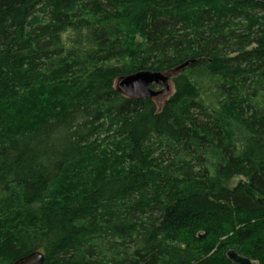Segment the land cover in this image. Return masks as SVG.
I'll return each instance as SVG.
<instances>
[{
	"label": "trees",
	"instance_id": "trees-1",
	"mask_svg": "<svg viewBox=\"0 0 264 264\" xmlns=\"http://www.w3.org/2000/svg\"><path fill=\"white\" fill-rule=\"evenodd\" d=\"M263 98L264 0H0V264H264Z\"/></svg>",
	"mask_w": 264,
	"mask_h": 264
},
{
	"label": "water",
	"instance_id": "water-1",
	"mask_svg": "<svg viewBox=\"0 0 264 264\" xmlns=\"http://www.w3.org/2000/svg\"><path fill=\"white\" fill-rule=\"evenodd\" d=\"M188 66V63L178 70ZM160 87V90H155ZM118 90L131 99H155L169 95L172 89L171 75L154 71H141L121 78L117 83ZM227 259L232 264H257L253 259L241 255L236 250H229ZM13 264H45V255L40 251L32 252Z\"/></svg>",
	"mask_w": 264,
	"mask_h": 264
},
{
	"label": "rangeland",
	"instance_id": "rangeland-1",
	"mask_svg": "<svg viewBox=\"0 0 264 264\" xmlns=\"http://www.w3.org/2000/svg\"><path fill=\"white\" fill-rule=\"evenodd\" d=\"M69 37H70V34H69V33L64 35V40H65V42H67V44H68ZM172 88H173V87H172ZM155 90H160V87H156ZM172 90H173V89H171V92H170V93H172ZM169 97H170V94H169V95H166V96H161V97H159V98L157 99V102H159L160 104H163V103H164ZM263 99H264V98H263ZM219 100H220V99H219ZM219 100H218V101H219ZM209 101H213V102L217 103L216 100L213 99V97H210V98H209ZM259 101H262V99H260ZM217 107H219V105H218ZM243 180H244V179H243V178H240V177L235 178V179L233 180V182H232V185L235 186V185H237L240 181H243ZM73 188H74V185H71V186H70V185H67V186L64 188V190H63L64 195H65V196L71 195V193L74 191ZM231 235H232V234H231ZM231 235H229V237H231ZM227 239H228V236H225V237L221 238V241H226ZM204 246H205V245H204ZM230 250H232V249H230Z\"/></svg>",
	"mask_w": 264,
	"mask_h": 264
},
{
	"label": "bare ground",
	"instance_id": "bare-ground-1",
	"mask_svg": "<svg viewBox=\"0 0 264 264\" xmlns=\"http://www.w3.org/2000/svg\"><path fill=\"white\" fill-rule=\"evenodd\" d=\"M149 147V146H148ZM42 200V199H41ZM259 236V235H258Z\"/></svg>",
	"mask_w": 264,
	"mask_h": 264
},
{
	"label": "flooded vegetation",
	"instance_id": "flooded-vegetation-1",
	"mask_svg": "<svg viewBox=\"0 0 264 264\" xmlns=\"http://www.w3.org/2000/svg\"><path fill=\"white\" fill-rule=\"evenodd\" d=\"M257 263V262H256Z\"/></svg>",
	"mask_w": 264,
	"mask_h": 264
}]
</instances>
